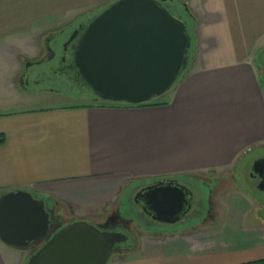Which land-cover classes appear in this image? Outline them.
Returning <instances> with one entry per match:
<instances>
[{
	"label": "crops",
	"instance_id": "crops-1",
	"mask_svg": "<svg viewBox=\"0 0 264 264\" xmlns=\"http://www.w3.org/2000/svg\"><path fill=\"white\" fill-rule=\"evenodd\" d=\"M113 1L0 0L3 94L15 92V52L22 51L33 29L42 30L80 6ZM176 1L186 4L196 26L191 28L196 55L191 71L163 96L165 105L10 112L9 102H0V135L5 139L0 146V195L26 191L51 200L60 212L73 211L78 216L70 224H98L81 216L111 204L129 181L144 183L132 190L133 197L146 182L161 178L214 172L230 173L234 179L241 162L264 159L249 156L264 152V80L259 71L264 0ZM226 212L215 211L213 219L196 224L145 221V226L167 233L139 239L125 259L108 264L263 260L264 220L246 219L248 209L239 211L233 202ZM26 259V252L0 242V264H24Z\"/></svg>",
	"mask_w": 264,
	"mask_h": 264
},
{
	"label": "water",
	"instance_id": "water-1",
	"mask_svg": "<svg viewBox=\"0 0 264 264\" xmlns=\"http://www.w3.org/2000/svg\"><path fill=\"white\" fill-rule=\"evenodd\" d=\"M168 1L117 0L84 25L72 58L92 96L137 106L177 84L188 66L192 37L187 23L164 4ZM254 176L264 192V159L253 163ZM132 202L151 222L175 225L189 213L193 194L181 181L161 178L139 189ZM49 206L50 200L26 191L0 195V242L26 252L24 264H108L128 242L125 234L109 230L115 216L104 224L62 225Z\"/></svg>",
	"mask_w": 264,
	"mask_h": 264
},
{
	"label": "rangeland",
	"instance_id": "rangeland-1",
	"mask_svg": "<svg viewBox=\"0 0 264 264\" xmlns=\"http://www.w3.org/2000/svg\"><path fill=\"white\" fill-rule=\"evenodd\" d=\"M114 2L115 1L80 6L78 9L64 12L62 15H60V17L57 18V21H55L54 23L49 21L47 26L42 30L34 31L35 29H33L32 34L27 40V44L23 46L24 48L22 47V51H20L23 55L20 54L18 50L17 52H15L17 56L16 61L18 64L17 73L13 82V89L15 92L12 93L10 91L9 95L3 94V92L7 91L3 90L0 86V102L4 101L5 99L9 102L8 111L17 112L21 110L25 111L60 107L71 108L91 103L90 94H85V92H87V87L84 85L80 77H74L71 81H68L67 84H64L62 88L53 87L52 90L58 92H56V94H49L43 92L42 90L31 84L26 85V83H23V80L20 79L21 72L25 63L44 61L46 59L47 53L44 49V39L48 37L49 34L57 33L62 29L69 30L81 23L87 24L88 21L100 14V12L104 11ZM164 4L167 5L170 12H172L175 16L180 17L187 23V28L191 36L193 37L194 33H192L193 29L191 28L192 25H194L193 27L195 28L196 26L194 24V21L191 20L189 11V14H186L184 12V8L182 5L186 6V4L180 3L176 0H170L168 2H165ZM177 11L179 14L177 13ZM191 43V45L194 46V37ZM194 53L196 55V50ZM194 60L192 61V63L188 64L185 70H188L190 68L188 72L191 71ZM259 66L260 74L263 75L262 79L264 80V52L259 57ZM182 78L183 77H180L179 81ZM79 79L82 83L79 82ZM163 96L159 97L160 99L156 98L154 100L163 102L165 100V97L163 98ZM118 105L123 106L124 104ZM249 156H253L252 158L254 159H261L264 158V152L261 151ZM252 163L253 161L250 162V160L245 161L244 163L241 162L239 164L238 171H236V174L234 175V179L231 177V175H229L230 173L223 175V173L211 172L207 174H192L189 176L178 178L177 180L186 184L190 189L197 188L203 193L204 196L207 195L208 187L213 188V193L211 195L210 201L213 204L214 212L216 211V213L218 212V214H226L227 204L229 202H233V206L239 211L248 209V215L245 217L246 219L259 217L260 219L264 220V192H260L257 190L258 178L255 176L251 177V169L253 165ZM149 183L150 182H146L145 184L147 185ZM233 183H235V186L233 185ZM143 184L144 183L139 181H129L127 184L121 186L118 194L113 198L111 204H100L99 206L94 207V210L91 209L94 213L88 214L85 212V215L81 216V219L91 218L92 222L103 224L105 220L109 218V216L118 214L121 218L128 219L129 222H132L131 225L129 224V232L131 234V237L135 239V242L131 243L132 245L130 246V248H128V250L123 251L121 254L112 256L110 258V261L112 259L119 258L125 259L129 254H131L129 251L135 248L136 242H138V240L142 239L143 237H152L158 236V234L164 235L165 233H167H162L163 229H155L145 226L143 221L135 219L134 216H132L130 213V204L135 208V210H138L137 206L133 204L132 200L131 203L129 202L130 198L132 197L130 193L133 189L140 187ZM202 202L203 204H205L206 200L203 199ZM51 203L52 202L50 200V204ZM112 210H114L115 214L111 213ZM62 215H64L67 220L64 221L61 217ZM77 216L78 215H75L73 211H68L66 209H62V211H59V214H57L58 220H63V222L60 221L62 225L70 224L69 222H71V220L75 219ZM199 228L200 227H197L196 229L199 230ZM202 229H204V227H202Z\"/></svg>",
	"mask_w": 264,
	"mask_h": 264
},
{
	"label": "flooded vegetation",
	"instance_id": "flooded-vegetation-1",
	"mask_svg": "<svg viewBox=\"0 0 264 264\" xmlns=\"http://www.w3.org/2000/svg\"><path fill=\"white\" fill-rule=\"evenodd\" d=\"M84 25L85 24L81 23L69 30L62 29L57 33L49 34V36L44 39V49L47 53L46 59L44 61L27 62L24 64L20 77L23 83H26V85L31 84L45 93L56 94L58 91L52 90L53 87L62 88L68 81H71L74 77H78L73 65L72 55L76 42L84 30ZM257 181L259 183V179ZM189 190L193 194V202L189 213L183 220L196 224L213 219L214 207L210 201L213 188H207L206 196L197 188H189ZM203 199L206 200L205 204L202 202ZM50 206L52 207L53 217H57V214H59L57 206L52 203ZM130 213L137 220L143 221L144 223L145 221L151 222L132 206L130 207ZM113 216H115V218ZM113 216H109L114 218V220L110 219L107 223L109 230L125 234L128 237V242L122 246L123 252L130 248L132 245L131 243L135 242V239L131 237L129 232V224L131 225L132 222L123 220L117 214ZM60 221L63 222V220ZM56 223L58 222H53V224Z\"/></svg>",
	"mask_w": 264,
	"mask_h": 264
},
{
	"label": "trees",
	"instance_id": "trees-1",
	"mask_svg": "<svg viewBox=\"0 0 264 264\" xmlns=\"http://www.w3.org/2000/svg\"><path fill=\"white\" fill-rule=\"evenodd\" d=\"M171 1H173V0H171ZM190 49L191 50H189L188 54H187L188 64L192 63V61L195 59L194 46L191 45ZM189 69L183 71L182 74H181V77H184L185 75H187V73H189L188 72ZM77 80H78V78H77ZM79 82L82 83L80 79H79ZM86 91L87 92H85V94H88V93L90 94L88 88H86ZM90 98H91L90 99L91 100L90 104L79 105V106L71 107V108H90V107H95V106L96 107H120V106H122V105H118V104H114V103H110V102H102V101L98 100L97 98H95L94 96H92L91 94H90ZM162 105H165V104L159 102L158 100H153L152 102H149V103H146V104H142V105H137V106H134V107H137V108H150V107H159V106H162ZM123 106L132 107V106H128V105H123ZM4 141H5L4 136L0 135V146L4 143ZM246 264H264V259L263 260H259V261L246 263Z\"/></svg>",
	"mask_w": 264,
	"mask_h": 264
}]
</instances>
